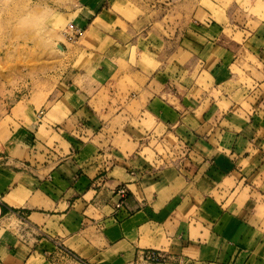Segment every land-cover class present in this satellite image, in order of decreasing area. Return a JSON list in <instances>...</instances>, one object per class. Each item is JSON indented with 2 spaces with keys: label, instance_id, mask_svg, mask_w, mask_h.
Returning <instances> with one entry per match:
<instances>
[{
  "label": "crops",
  "instance_id": "obj_1",
  "mask_svg": "<svg viewBox=\"0 0 264 264\" xmlns=\"http://www.w3.org/2000/svg\"><path fill=\"white\" fill-rule=\"evenodd\" d=\"M121 1L155 17L122 33ZM77 7L80 42L51 75L50 107L26 110L0 145V264H64L62 245L91 264H133L141 250L264 264V37L203 9L165 37L160 0ZM140 44L154 70L132 64Z\"/></svg>",
  "mask_w": 264,
  "mask_h": 264
},
{
  "label": "rangeland",
  "instance_id": "obj_2",
  "mask_svg": "<svg viewBox=\"0 0 264 264\" xmlns=\"http://www.w3.org/2000/svg\"><path fill=\"white\" fill-rule=\"evenodd\" d=\"M160 1L165 9L163 14L167 17L162 22H157L154 30H160L165 37L168 33L167 28L170 29V25L177 26V23L183 20L185 13L188 14V22H191V14L197 10L201 12L202 9L211 12L219 22L237 23L240 28L250 27L251 30H258L260 37H264V0ZM80 2L81 0H0V145L6 142L12 129L18 125L15 123L18 122L16 120H20L26 110L33 111L34 108L37 112L50 107L47 99L56 85L52 82L54 78L51 75L60 69L58 64L64 58L66 51L69 48L72 51L76 43L80 42L79 38L68 41L64 34L67 25L70 22L75 23V16L78 15L77 5ZM169 3L172 4L166 6ZM120 4L115 5L114 11L123 18V22L119 21L115 27H122V33L128 30V24H135L136 29L140 30L136 22L138 17L145 19L149 16L152 19L155 17L151 12L154 9L150 6L134 2ZM173 6L174 8L171 9ZM232 16L236 19H232ZM200 17L198 15L196 19L200 20ZM98 26L101 29L108 28L106 25L98 24ZM242 37L240 33L236 38L239 45ZM120 38L123 42L128 40L123 35ZM84 44L91 46L89 41H85ZM141 46L140 44L139 47L133 48L132 64L152 67L154 70L157 65H153L149 52L145 50L139 52ZM119 50L123 55L128 56V48ZM179 58L182 60L181 56ZM250 58L251 56H248L246 59ZM121 137L119 136V141L116 143L124 146L127 139H120ZM166 139L170 146L177 144L176 138L171 134ZM169 147L164 150L160 146L158 151L165 156L170 152L167 151L171 149ZM123 149L130 150L131 154L135 150L132 144ZM176 150L180 151L179 148ZM145 153L151 160L155 157L151 150L146 149ZM159 163L161 167L165 165ZM10 227L14 228L15 224Z\"/></svg>",
  "mask_w": 264,
  "mask_h": 264
},
{
  "label": "built area",
  "instance_id": "obj_3",
  "mask_svg": "<svg viewBox=\"0 0 264 264\" xmlns=\"http://www.w3.org/2000/svg\"><path fill=\"white\" fill-rule=\"evenodd\" d=\"M65 37L68 41H73L79 36V30L75 27L74 24L69 23L64 32ZM45 111L41 110L38 112V117L41 119L44 116ZM117 195L120 198V201L116 205L117 209L124 207V201L128 197V190L126 187H121L117 191ZM61 248V245L58 246ZM62 260L64 264H91L89 261L84 259H79L74 256L71 252L66 250L62 245ZM172 255L162 252L160 250H141L138 253L137 259L133 264H175Z\"/></svg>",
  "mask_w": 264,
  "mask_h": 264
},
{
  "label": "trees",
  "instance_id": "obj_4",
  "mask_svg": "<svg viewBox=\"0 0 264 264\" xmlns=\"http://www.w3.org/2000/svg\"><path fill=\"white\" fill-rule=\"evenodd\" d=\"M2 214H3V215L6 214V209H5L4 206H2Z\"/></svg>",
  "mask_w": 264,
  "mask_h": 264
},
{
  "label": "water",
  "instance_id": "obj_5",
  "mask_svg": "<svg viewBox=\"0 0 264 264\" xmlns=\"http://www.w3.org/2000/svg\"><path fill=\"white\" fill-rule=\"evenodd\" d=\"M59 48H60L61 50H63V48H62L61 46H59Z\"/></svg>",
  "mask_w": 264,
  "mask_h": 264
}]
</instances>
